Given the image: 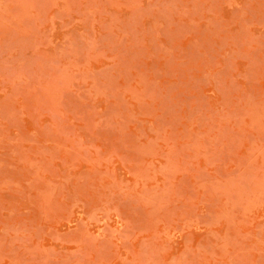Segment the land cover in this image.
Instances as JSON below:
<instances>
[{"label":"rangeland","instance_id":"1","mask_svg":"<svg viewBox=\"0 0 264 264\" xmlns=\"http://www.w3.org/2000/svg\"><path fill=\"white\" fill-rule=\"evenodd\" d=\"M0 264H264V0H0Z\"/></svg>","mask_w":264,"mask_h":264}]
</instances>
